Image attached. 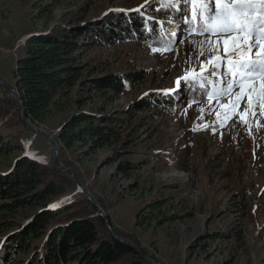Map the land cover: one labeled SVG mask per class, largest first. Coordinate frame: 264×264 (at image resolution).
<instances>
[{
	"label": "rangeland",
	"instance_id": "1",
	"mask_svg": "<svg viewBox=\"0 0 264 264\" xmlns=\"http://www.w3.org/2000/svg\"><path fill=\"white\" fill-rule=\"evenodd\" d=\"M151 1L0 0V76L15 87L16 60L25 55L34 34L80 28L110 10H142ZM188 1L208 11L204 27L181 24L171 31L172 45L128 38L81 48L80 63L91 74H84L83 83L71 89V100L46 122L26 118V123L56 141L62 164L75 168L106 212L116 239L130 240L160 264H264V18L255 14L264 0ZM244 17L259 28L252 32L256 39L236 28ZM134 69H145L146 77L123 93L88 89L90 76ZM189 82L203 93L172 112L141 102ZM91 109L118 118L114 127L120 140L100 149L65 148L58 129L74 114ZM14 115L8 125L0 119V136H18L22 148L0 155V171L22 155L54 166L51 145L24 128L19 109ZM60 174L70 186L50 207L85 197L70 172ZM155 200L163 204L153 211L149 204ZM37 210H0V245ZM164 214L176 218L158 223ZM145 215L146 222L138 224ZM34 251L32 243L12 264H24Z\"/></svg>",
	"mask_w": 264,
	"mask_h": 264
},
{
	"label": "trees",
	"instance_id": "2",
	"mask_svg": "<svg viewBox=\"0 0 264 264\" xmlns=\"http://www.w3.org/2000/svg\"><path fill=\"white\" fill-rule=\"evenodd\" d=\"M38 3L45 16L44 6ZM144 8L113 9L86 26L61 31L53 29L29 37L25 55L16 60L14 68L15 86L25 117L42 124L71 100V89L83 83L84 74L92 72V69L85 72V66L80 63L81 48L96 43L111 45L128 38L147 45H172L173 41L169 39L178 26L182 24L186 29L201 27L202 21L208 17L196 2L188 0H175L174 3L153 0ZM145 73V69H134L90 76L88 89H105L120 94L130 84L142 81ZM183 87L175 92L162 91L146 96L141 102L160 111L172 112L183 101H197L203 93L195 82ZM1 93L0 119L5 118L1 123L8 125L18 109L15 102L3 91ZM74 101L81 106L85 103L81 99ZM116 122L118 118L111 114L95 113L92 109L80 111L60 126L57 137L67 149L76 145L100 149L120 140L114 127ZM21 148L22 141L18 136H0V155L7 156ZM69 186L53 165L27 155L15 159L9 170L0 171L1 211L11 213L22 207L38 208L27 223L3 238L0 264H12L18 255L29 250L32 243L35 251L24 264H150L134 248L112 236L102 215L82 195L65 205L50 207V203ZM162 204L155 200L149 207L154 211ZM175 218L164 214L157 218V222L163 224ZM146 220L145 215L138 224H144Z\"/></svg>",
	"mask_w": 264,
	"mask_h": 264
},
{
	"label": "water",
	"instance_id": "3",
	"mask_svg": "<svg viewBox=\"0 0 264 264\" xmlns=\"http://www.w3.org/2000/svg\"><path fill=\"white\" fill-rule=\"evenodd\" d=\"M0 87L3 88L4 91L6 92L7 96L9 98H11L17 104L18 109L20 110L21 121H22V124H23L24 128L26 130H28L29 132H31V133L42 135L45 138V140L51 145V147L53 149V164H54L55 168L57 170H59V172H61L62 174H65L67 172L71 173L72 179L75 181V183H76V185L78 187L77 189L82 191L84 196L88 200H90L102 212L106 227L111 229L110 221L108 219V216H107L106 212L103 210L101 205L94 198H92V196L89 194V192L81 184L80 180L78 179V176H77L75 168H73L71 166H65V165L62 164V162H61V160L59 158L58 145H57L56 141L52 138V136L49 133H47L45 130H43L42 128H40L38 126H35L33 124H27L26 123V117H25L24 112H23L22 100H21L20 94H19L18 89L16 88V86L15 87L12 86L11 84H9L7 81H5L0 76ZM120 241H122L125 244H127V245L131 246L132 248H134L150 264H160V263L156 262L144 250H142L138 245L134 244L130 240H120Z\"/></svg>",
	"mask_w": 264,
	"mask_h": 264
}]
</instances>
